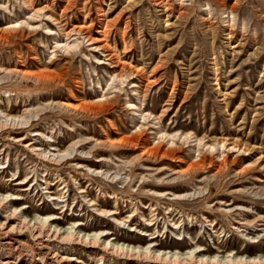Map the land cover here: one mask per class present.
<instances>
[{"label":"rangeland","instance_id":"obj_1","mask_svg":"<svg viewBox=\"0 0 264 264\" xmlns=\"http://www.w3.org/2000/svg\"><path fill=\"white\" fill-rule=\"evenodd\" d=\"M0 69L53 74L0 83V114L44 109L0 132L13 208L157 252L264 255V0H0Z\"/></svg>","mask_w":264,"mask_h":264},{"label":"bare ground","instance_id":"obj_2","mask_svg":"<svg viewBox=\"0 0 264 264\" xmlns=\"http://www.w3.org/2000/svg\"><path fill=\"white\" fill-rule=\"evenodd\" d=\"M93 41L104 43L105 40L103 38H94ZM102 47H107V45L103 44ZM52 76L53 74L45 71L29 73L16 69H0V83L18 81L19 79H31L35 80L37 83H46V80L48 81V78ZM56 105L58 106L57 103ZM60 106H63V104ZM68 107L69 106H67V108ZM46 109L47 108H45V110ZM41 110L44 109L39 110L37 108H27L20 116H11L5 113L2 115L1 113L0 132L9 128V126L15 127L18 124H28L31 119H33V117H36ZM27 134H32V131ZM33 135L35 136L40 134L37 133ZM23 137L19 138V141H24L26 139V137ZM31 144L32 143L27 144V146H31ZM82 145L83 143L81 142L73 143L66 151L60 153L58 151H50L48 154H46V157L49 161H53L51 163H54V161H60L67 156L70 157V155H74V153L78 151V147H81ZM32 149L40 155L41 151L39 152L35 146H32ZM43 158L45 159L44 156ZM57 163L59 164V162ZM181 176L183 175L179 174V177ZM169 178L171 179L172 177ZM21 181H19L20 184H23L24 182ZM85 197L87 196L85 195ZM16 199V197L10 195L0 196V264H22L23 260H28L31 264H92L89 260H86L82 256L75 253L74 247L76 245L93 250L98 249L102 255V257L99 259L98 264H105V261L103 259L104 257L110 258V264H264V255H258L256 257H245L229 254L224 257H218L217 255L208 257L203 254L202 251L204 249L199 248L198 250H192L186 253H164L157 252L154 248H150L149 246L142 249L139 247H133L131 245L129 246L124 244H117L105 239V237L108 235V233H106L107 231H101L100 233L98 232L91 234L83 233L80 227L74 229V227L77 225L74 226L73 224L72 227H59L55 225L56 223H58L56 220L57 217L55 216H36L30 219L25 216L24 208H13V202ZM53 199L59 200L60 197L53 196ZM88 202L91 205H95L91 200H89ZM96 210L99 209L97 208ZM223 211L225 213H228L230 210L223 209ZM115 212H102L101 210V214L104 213L106 215H110L112 216L113 221L117 222ZM133 217L134 214L127 215V217L123 220V223L128 224L133 220ZM253 217L254 218L249 222V224L254 225V227H258L260 228V230L264 231V216L253 214Z\"/></svg>","mask_w":264,"mask_h":264}]
</instances>
